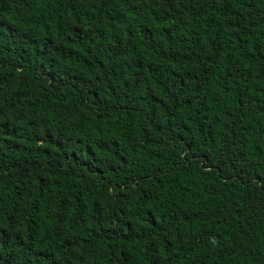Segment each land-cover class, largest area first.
Instances as JSON below:
<instances>
[{"label": "trees", "instance_id": "obj_1", "mask_svg": "<svg viewBox=\"0 0 264 264\" xmlns=\"http://www.w3.org/2000/svg\"><path fill=\"white\" fill-rule=\"evenodd\" d=\"M0 264H264V0H0Z\"/></svg>", "mask_w": 264, "mask_h": 264}]
</instances>
